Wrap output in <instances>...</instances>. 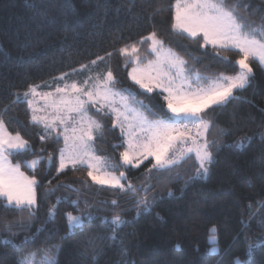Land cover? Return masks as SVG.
I'll return each instance as SVG.
<instances>
[{
    "label": "trees",
    "instance_id": "16d2710c",
    "mask_svg": "<svg viewBox=\"0 0 264 264\" xmlns=\"http://www.w3.org/2000/svg\"><path fill=\"white\" fill-rule=\"evenodd\" d=\"M227 4L239 5L235 11L248 25L264 26L263 0ZM174 5L175 0H0V118L31 146L10 159L40 161L34 170L21 166L39 182L36 206L17 209L0 199V264H19L29 253L55 264H264V244L249 251L264 237V69L258 62L251 63L244 89L202 113L211 122L208 174H196L193 156L162 173H149V161L125 168V185L132 184L138 196L94 184L86 167L58 172L61 139L53 132L42 141L43 126L30 122L26 102H15L30 86L43 87L100 56L116 78V90L132 93L151 120L165 118L170 113L163 94L139 91L128 78L134 65L119 54L135 43L142 65L149 62V43L138 42L151 32L186 61L188 73L206 81L235 75L236 51L217 55L215 48H201L200 39L172 29ZM88 113L103 126L94 140L98 156L121 171L124 143L113 118L93 107ZM140 197L149 200L147 210ZM67 212L82 219L72 231ZM116 214L126 221L118 228L111 224Z\"/></svg>",
    "mask_w": 264,
    "mask_h": 264
},
{
    "label": "snow or ice",
    "instance_id": "6c2138e0",
    "mask_svg": "<svg viewBox=\"0 0 264 264\" xmlns=\"http://www.w3.org/2000/svg\"><path fill=\"white\" fill-rule=\"evenodd\" d=\"M239 5L229 6L227 0H175L172 29L181 35L187 34L192 39L202 37L201 48L212 46L220 50H235L239 58L235 60L239 71L235 75L220 74L215 80L202 84L199 74L189 76L186 71V61L171 49H165L163 41L156 32L142 37L139 44L150 43V51L156 56L154 61L142 65L137 55V44L125 45L119 49V54L126 57V65H134L128 72L129 78L141 89L152 93L159 89L163 94L167 112L171 115L165 118L150 120L144 112L133 105L142 102L135 101L128 90L118 91L114 88L116 78L109 69L106 73H97L95 77L89 75L83 83L76 81L57 86L54 91L39 92L40 85H32L23 93V98L16 97V103L26 102L31 111L30 122L33 125H42L46 135L40 139L63 136L65 147L60 149L58 172L69 165L73 170L77 165L86 167L88 176L96 185L119 190L121 193H132L138 196L132 184L125 185V172L115 174L119 165L107 162L103 157L96 156L91 144L97 133L102 131V125L88 115V106L96 107L97 112L105 108L113 114V128L119 127L124 136L126 147L120 152V161L124 166L139 167L144 161H149V173L170 171L186 159L195 155L196 174L206 176L209 165L213 162L210 150L211 143L207 140V132L211 122L203 119L202 113L215 106H223L233 98L234 92L244 89L253 74L251 63L258 61L264 65V26L259 29L248 25L235 11ZM108 53L107 56H111ZM105 57L98 56L90 62L96 66ZM227 59V57H224ZM89 65H81L79 71L88 69ZM77 70H73L75 73ZM70 73H64L58 80H67ZM39 97L43 105L36 104ZM41 113H44L41 115ZM63 129V131H61ZM193 129H196L193 134ZM243 145V141L239 146ZM30 144L20 133H10L5 121L0 118V198L6 200L8 206L17 209L25 207L31 209L37 205L38 180L26 176L21 171L22 164L33 169L40 163L39 160L22 161L13 164L10 157L27 153ZM114 147H118L115 146ZM51 159V154H50ZM76 204L75 201L72 202ZM146 197H140L138 204L144 210L149 206ZM116 200L112 201L115 207ZM54 208L50 215H54ZM69 227L82 223L80 216L72 212L65 213ZM126 223L119 214L111 218V224L119 227ZM213 232L215 229L212 230ZM210 239L215 241V236ZM264 244V237L259 238L252 248ZM215 252L216 249L212 248ZM26 255L19 264H31ZM44 264H55L51 257L46 258ZM234 264H242L237 259Z\"/></svg>",
    "mask_w": 264,
    "mask_h": 264
},
{
    "label": "rangeland",
    "instance_id": "374dc122",
    "mask_svg": "<svg viewBox=\"0 0 264 264\" xmlns=\"http://www.w3.org/2000/svg\"><path fill=\"white\" fill-rule=\"evenodd\" d=\"M264 1V0H263ZM175 11V10H174ZM259 27L257 28V32H258V34H259ZM177 32V31H176ZM179 33V32H178ZM183 35H185V36H187V34H183ZM188 37V36H187ZM190 38V37H189ZM200 40H201V42H203V40H202V37H200L199 38ZM150 43L151 42H149V53L151 54V60L150 61H154L155 59H156V56L154 55V54H152L151 53V51H150ZM164 46V45H163ZM208 47H210V48H213L212 46H208ZM164 48L165 49H169V48H167L166 46H164ZM233 51H235V50H233ZM256 62H258V61H256ZM148 63V62H147ZM146 63V64H147ZM146 64H144V65H146ZM258 64H259V62H258ZM263 69H264V65H261V64H259ZM141 66H143V65H141ZM134 67V66H133ZM132 69V68H131ZM130 69V70H131ZM238 69H239V67H238ZM80 70V69H79ZM76 71L75 73H72V74H70L69 75V77H68V79L67 80H55V81H51V82H49L48 84H45L43 87H40L39 89H38V91L39 92H41V93H43V92H48V91H54V89L57 87V86H61V87H63L64 86V84L65 83H68V84H70L71 82H73V81H76V82H79V83H83V81L89 76V75H91V76H93V77H95V75L97 74V73H100V74H103V73H106L107 71H108V69H107V67H106V65H105V61H100V62H98V64L96 65V66H91V65H89V68L88 69H85L84 71ZM186 71H187V69H186ZM239 71V70H238ZM187 74L189 75V76H195L196 74H190V73H188V71H187ZM201 78H202V80H201V83L202 84H206L208 81H211V80H215L216 78H213V79H208V81H206L201 75H199ZM128 78H129V75H128ZM129 80H130V82L132 83V84H134L137 88H138V90L139 91H141V92H143V93H146V94H151V93H148L146 90H144V89H141L140 87H139V85H136L130 78H129ZM118 91H122V90H118ZM154 92H158V93H161V91L159 90V89H154V91L152 92V93H154ZM125 95H128V91L127 92H125L124 93ZM162 94V93H161ZM135 97V96H134ZM21 98H23V95L21 96ZM135 101H137V102H139L136 98H135ZM36 104H38V105H40V106H42L43 105V101L42 100H40V98L39 97H36L35 98V101H34ZM134 107H136L139 111H141V112H143V110L141 109V106H140V104L139 103H136V104H134L133 105ZM89 107H92V106H88V108ZM99 107V105H97L96 107H93L96 111H97V108ZM102 112H104V113H107V114H109L112 118H114L113 117V114H111V113H109V110L107 109V108H105ZM44 113H41V115H43ZM145 114V113H144ZM88 115H89V113H88ZM146 115V114H145ZM171 115V114H170ZM90 116V115H89ZM91 117V116H90ZM93 119V118H92ZM148 119H150L151 120V118H149L148 117ZM95 120V119H94ZM116 128H118V130L120 131V134H121V130H120V128L119 127H116ZM61 131H63V129H61ZM193 131V134L195 133V131H196V129H193L192 130ZM98 134V133H97ZM96 134V135H97ZM122 136V135H121ZM61 137V139H62V142H63V144H62V147H61V149L62 148H64L65 147V142H64V138H63V136H60ZM123 137V143H124V147H126V144H125V137L124 136H122ZM59 138V137H58ZM60 139V138H59ZM91 148H92V150L94 151V153H95V155L96 156H98V154H97V152H96V148H95V144H94V141L92 142V144H91ZM124 151V150H123ZM59 156H60V153H59ZM191 156H193L194 158H195V155L194 154H191ZM100 157V156H99ZM34 160H38V159H34ZM108 162V161H107ZM145 162H147V161H144L143 162V164L145 163ZM109 163V162H108ZM110 164H113V165H115L114 163H110ZM143 164H141L140 166H142ZM121 165H122V170L121 171H123V172H125V168H133V169H136L137 167H132V166H124L123 164H122V162H121ZM38 166V165H37ZM36 166V167H37ZM77 166H79V165H77ZM139 166V167H140ZM69 167H72L71 165H69ZM69 167H67V168H69ZM138 167V168H139ZM30 170H34L33 168H31V167H28ZM66 168V169H67ZM117 169V168H116ZM121 171H119V172H116L115 171V174L116 175H119V173L121 172ZM125 177H126V173H125ZM127 180V177L122 181L124 184H125V182H127L126 181ZM129 184V183H128ZM127 185V184H126ZM102 187V186H101ZM105 188H107V187H105ZM74 216H77V215H74ZM69 224V223H68ZM81 225V224H80ZM80 225H77V226H73V227H69L70 228V231H72L75 227H78V226H80ZM210 241L212 242V243H214V241H212L211 239H210ZM215 249H216V251H217V248L216 247H214ZM215 251V252H216ZM213 252V251H212ZM34 256V255H33ZM33 256H31V257H29V259L31 260V264H44V261L46 260V259H41L40 261H36L35 260V258L33 257Z\"/></svg>",
    "mask_w": 264,
    "mask_h": 264
},
{
    "label": "crops",
    "instance_id": "0c3cea01",
    "mask_svg": "<svg viewBox=\"0 0 264 264\" xmlns=\"http://www.w3.org/2000/svg\"><path fill=\"white\" fill-rule=\"evenodd\" d=\"M90 115V114H89ZM92 117V116H91ZM94 119V118H93ZM60 139H61V137H59ZM94 140H95V138H94ZM61 141H62V139H61ZM62 144H63V142H62ZM21 171H22V169H21ZM23 172V171H22ZM24 173V172H23ZM25 175H26V173H24ZM27 176V175H26ZM0 199H2V198H0ZM4 200V199H3ZM6 201V200H5Z\"/></svg>",
    "mask_w": 264,
    "mask_h": 264
}]
</instances>
